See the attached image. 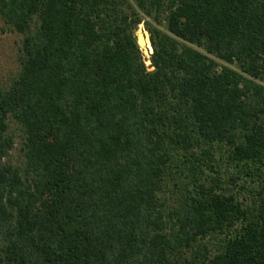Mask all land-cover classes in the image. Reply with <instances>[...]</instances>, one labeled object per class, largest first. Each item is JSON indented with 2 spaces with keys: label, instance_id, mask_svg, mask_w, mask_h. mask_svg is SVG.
Segmentation results:
<instances>
[{
  "label": "trees",
  "instance_id": "trees-1",
  "mask_svg": "<svg viewBox=\"0 0 264 264\" xmlns=\"http://www.w3.org/2000/svg\"><path fill=\"white\" fill-rule=\"evenodd\" d=\"M0 18L23 35L0 80V264H264V0Z\"/></svg>",
  "mask_w": 264,
  "mask_h": 264
},
{
  "label": "rangeland",
  "instance_id": "rangeland-1",
  "mask_svg": "<svg viewBox=\"0 0 264 264\" xmlns=\"http://www.w3.org/2000/svg\"><path fill=\"white\" fill-rule=\"evenodd\" d=\"M140 34L143 35L145 41L148 35L150 36V32L145 24L139 26L137 31L138 39ZM22 39L23 35L21 33L10 31L4 20L0 18V80L3 86H8L20 70ZM152 50L151 43L145 42L143 46L145 56H149ZM147 63L149 64L150 61L148 60ZM21 146L22 138L20 132L17 131V142L13 150L14 161H20L22 159Z\"/></svg>",
  "mask_w": 264,
  "mask_h": 264
},
{
  "label": "water",
  "instance_id": "water-1",
  "mask_svg": "<svg viewBox=\"0 0 264 264\" xmlns=\"http://www.w3.org/2000/svg\"><path fill=\"white\" fill-rule=\"evenodd\" d=\"M145 42H147V43H152L151 36L148 35V38L146 39ZM140 43H141V42H140ZM144 44H145V43H144ZM141 45H142V47L144 46L143 44H141ZM152 52H153V50H152Z\"/></svg>",
  "mask_w": 264,
  "mask_h": 264
},
{
  "label": "bare ground",
  "instance_id": "bare-ground-1",
  "mask_svg": "<svg viewBox=\"0 0 264 264\" xmlns=\"http://www.w3.org/2000/svg\"><path fill=\"white\" fill-rule=\"evenodd\" d=\"M139 39H140L141 44L144 45L145 39L143 38V35L142 34H140Z\"/></svg>",
  "mask_w": 264,
  "mask_h": 264
}]
</instances>
